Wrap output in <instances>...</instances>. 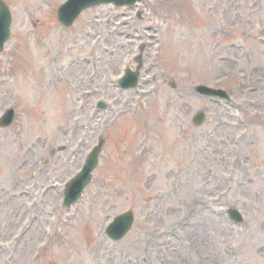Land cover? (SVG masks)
I'll return each instance as SVG.
<instances>
[{
	"label": "rangeland",
	"instance_id": "rangeland-1",
	"mask_svg": "<svg viewBox=\"0 0 264 264\" xmlns=\"http://www.w3.org/2000/svg\"><path fill=\"white\" fill-rule=\"evenodd\" d=\"M63 1L7 0L0 116L13 106L17 118L0 128V264H264V0H141L124 24L108 5L69 29ZM139 54L140 85L118 88ZM199 83L233 102L196 94ZM100 138L91 183L64 209L66 182ZM128 210L134 227L112 241L106 225Z\"/></svg>",
	"mask_w": 264,
	"mask_h": 264
},
{
	"label": "water",
	"instance_id": "water-1",
	"mask_svg": "<svg viewBox=\"0 0 264 264\" xmlns=\"http://www.w3.org/2000/svg\"><path fill=\"white\" fill-rule=\"evenodd\" d=\"M107 1H115L118 4H123L126 2V0H70L68 3H66L62 8H61V12H60V17L63 18L66 22L70 21L71 19H74L79 12L92 4H97V3H101V2H107ZM0 8H1V14H0V22L4 23V21L6 22V29H2V32L5 35H8L9 33V24H10V12L7 9L6 5L0 1ZM2 49V46L0 45V50ZM100 148H96L94 150V152L92 153L84 171L78 175L76 178H74L68 185L69 187V192L70 190L77 185L78 183L80 185L77 186V190H81L90 180L91 178V174L90 171L95 167L96 163H97V156H98V152H99ZM79 193V192H78ZM131 216H126L124 218L125 220V225L127 227L131 226ZM123 220V217H119L117 218V222ZM116 221L114 222L115 224L117 223ZM126 232V231H125Z\"/></svg>",
	"mask_w": 264,
	"mask_h": 264
}]
</instances>
